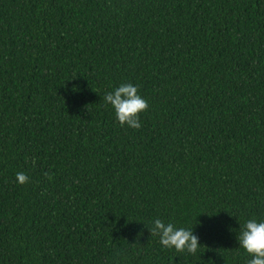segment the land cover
I'll use <instances>...</instances> for the list:
<instances>
[{"label":"trees","instance_id":"trees-1","mask_svg":"<svg viewBox=\"0 0 264 264\" xmlns=\"http://www.w3.org/2000/svg\"><path fill=\"white\" fill-rule=\"evenodd\" d=\"M122 83L140 129L104 101ZM253 217L264 0H0V264H247ZM156 218L197 252L162 247Z\"/></svg>","mask_w":264,"mask_h":264},{"label":"clouds","instance_id":"clouds-1","mask_svg":"<svg viewBox=\"0 0 264 264\" xmlns=\"http://www.w3.org/2000/svg\"><path fill=\"white\" fill-rule=\"evenodd\" d=\"M106 105H110L115 112L121 126L140 129L142 122L140 114L148 109V102L140 94L139 87L132 83H122L104 96ZM19 184H26L30 177L24 172L16 174ZM151 235L159 236L162 247L175 249L177 252L187 251L195 254L200 247L199 238L193 228L176 227L173 223H165L156 218L151 224ZM239 248L251 257L247 264H264V220L256 217L246 220L240 225L237 236Z\"/></svg>","mask_w":264,"mask_h":264}]
</instances>
